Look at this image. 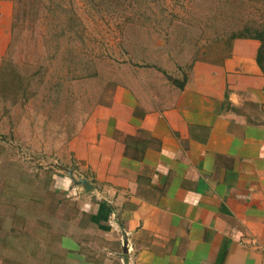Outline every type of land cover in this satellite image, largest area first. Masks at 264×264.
I'll use <instances>...</instances> for the list:
<instances>
[{
  "label": "crops",
  "instance_id": "0c3cea01",
  "mask_svg": "<svg viewBox=\"0 0 264 264\" xmlns=\"http://www.w3.org/2000/svg\"><path fill=\"white\" fill-rule=\"evenodd\" d=\"M259 46L238 38L230 57L197 60L165 104L118 85L70 141L92 186L69 184L75 214L59 196L57 233L22 264H264Z\"/></svg>",
  "mask_w": 264,
  "mask_h": 264
},
{
  "label": "rangeland",
  "instance_id": "374dc122",
  "mask_svg": "<svg viewBox=\"0 0 264 264\" xmlns=\"http://www.w3.org/2000/svg\"><path fill=\"white\" fill-rule=\"evenodd\" d=\"M0 1V244L14 264L50 245L59 196L75 214L69 184L91 174L70 141L118 85L165 104L197 60L231 56L233 32L264 36V0Z\"/></svg>",
  "mask_w": 264,
  "mask_h": 264
},
{
  "label": "trees",
  "instance_id": "16d2710c",
  "mask_svg": "<svg viewBox=\"0 0 264 264\" xmlns=\"http://www.w3.org/2000/svg\"><path fill=\"white\" fill-rule=\"evenodd\" d=\"M259 31H257V34H255V35H248V34H246L245 32H233V34L231 35V37L232 38H254V39H259V40H264V36H263V34L262 33H258ZM224 58H222V59H220V61L221 60H223ZM257 61H258V64H259V66L261 67V69H262V71H263V73H264V64H263V60H262V49L258 52V55H257ZM148 66H151V65H148ZM154 66V65H153ZM173 80H175L174 78H173ZM186 81H187V74H185V76H184V79H183V81H181L180 83H179V85H178V87L179 88H183L184 87V85H185V83H186Z\"/></svg>",
  "mask_w": 264,
  "mask_h": 264
},
{
  "label": "water",
  "instance_id": "95a60500",
  "mask_svg": "<svg viewBox=\"0 0 264 264\" xmlns=\"http://www.w3.org/2000/svg\"><path fill=\"white\" fill-rule=\"evenodd\" d=\"M73 173L74 172L72 170L68 171V174L71 176V178L75 179ZM75 180L77 181V183L84 185L86 189H89L92 186L91 182L86 178H80Z\"/></svg>",
  "mask_w": 264,
  "mask_h": 264
}]
</instances>
